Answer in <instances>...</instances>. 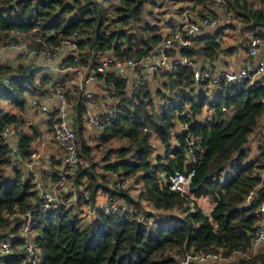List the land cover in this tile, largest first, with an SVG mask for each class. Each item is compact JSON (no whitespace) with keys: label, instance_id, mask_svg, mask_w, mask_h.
I'll return each mask as SVG.
<instances>
[{"label":"trees","instance_id":"1","mask_svg":"<svg viewBox=\"0 0 264 264\" xmlns=\"http://www.w3.org/2000/svg\"><path fill=\"white\" fill-rule=\"evenodd\" d=\"M157 1L161 0H0V44L25 42L31 50H49L76 33L78 65L86 73L95 71L102 57L111 53L119 59L151 57L164 40L165 29L171 27L163 21V13L146 12V7ZM179 1L186 4L189 0ZM195 2L206 10L212 0ZM226 3L234 24L226 32L222 27L220 33L233 43L229 46L226 40L216 42L212 36L204 37L197 47L180 50L181 56L194 62L215 60L224 51L242 48L245 52L249 37L264 38V2ZM182 9H176L180 11L178 16ZM16 32L19 40L13 35ZM18 58L22 62L14 69L0 66V103L15 111L0 106V130L4 125L24 127L27 97L42 100L53 94L56 84L64 88L70 76L67 69L75 66L72 56L66 54L58 62L63 73L56 77V73L37 64V56L29 60L27 53L19 52ZM151 77L157 83L154 90L149 88L148 78L134 89L136 80L124 81L112 73L96 75L95 80L114 100L110 109L98 114V140L101 144H118L107 149L100 162L94 158L99 146L92 148L84 136L81 93L77 87H65L77 157L82 162L69 183L75 191L83 185L87 201L78 195L72 202L63 194L50 209H39L34 182L38 180L34 174L37 164L33 173L12 166L0 139V244L10 242L7 253L0 252V264H19L24 257L25 238L19 234L24 218H2L5 212L15 211L31 212L39 264H177L187 252H219L228 257L236 251H250L256 207L264 202V138L259 139V156L254 161H248L246 145L264 117L263 88L248 87L246 82L222 83L211 98L191 85L185 66L175 71L173 90L169 88L171 75ZM4 79H8V86H4ZM203 109L208 111L207 116L203 117ZM182 111L187 116L180 115ZM49 116L50 120L43 123L50 134L55 111ZM15 139L16 155L24 163L32 152L36 153L37 131L29 126L28 134ZM191 139H197L202 150L195 153L194 165L186 162ZM153 141L160 152H155ZM37 162L43 164L40 158ZM48 164V168L57 170L61 159L51 157ZM191 170L190 196L195 200L206 198L213 206L208 214L194 200L168 189L171 176ZM46 171L44 181H40L44 188L48 185ZM116 178L127 183L126 187L117 188ZM135 187L136 194L131 196L129 189ZM254 188L253 200L245 206L244 199ZM99 194L108 202H121V210L117 214L99 210L89 216L85 210L96 206ZM232 264H264V247Z\"/></svg>","mask_w":264,"mask_h":264},{"label":"built area","instance_id":"2","mask_svg":"<svg viewBox=\"0 0 264 264\" xmlns=\"http://www.w3.org/2000/svg\"><path fill=\"white\" fill-rule=\"evenodd\" d=\"M256 4H261L264 0H249ZM215 15V16H214ZM178 21L171 27L165 29L167 34L164 37L158 51L151 57L142 59H119L114 54H108L100 60L95 71L86 73L84 68L78 65V44L76 33L49 50H31L25 42H9L6 45L0 44V51L14 50L17 52L27 53L28 56H37L42 68L48 72L58 73L59 67L57 62L66 54L73 58L75 66L68 68L70 76L65 84L66 88L77 87L81 93L85 109L82 114V122L86 128L97 129L100 127L101 118L95 111L96 98L88 90L91 84L95 82L96 75L104 76L106 73H112L124 81L136 80L134 89L139 84L144 83L145 79L152 75H171L173 79L175 71L180 66H185L190 71V83L196 89L218 88L222 83L240 84L247 83L248 87L263 88V97L261 99L262 112L264 113V38L249 37L246 40V51L241 66L236 71H230L226 67H199L192 59L181 56L179 51L191 47H197L200 39L204 37H214L216 42L226 40L230 41L227 36L220 33L222 27H226L223 32L229 31L230 26L234 24L232 14L228 10L226 0H212L203 10L201 4H196L195 0H189L182 9ZM17 40L21 37L18 32L13 34ZM167 65V67H165ZM63 71V70H60ZM229 77H232L229 79ZM4 86H8V79L3 80ZM65 87L56 84L53 90L55 105L50 109L46 103L35 96L27 97L28 107L38 111L43 115L44 122L50 120V113L55 111L56 117L50 127V137L55 144L61 149V165L57 170L47 168L48 185L42 187L39 180H34L38 190L39 204L38 208L43 210L50 209L54 204L60 201L61 195L69 196L72 202H76L78 195L88 200L85 187L80 185L78 191H75L69 183V177L82 162L77 157L75 133L72 129L71 107L67 100ZM180 115L187 116L185 111ZM25 133L24 127L14 125H4L0 130V139L10 155V162L16 168L24 167L28 172L33 173L37 164V154L32 152L29 159L21 163L20 158L16 155L17 146L10 142V138H19ZM262 141V140H261ZM196 152L201 153L197 139H191L187 148L186 162L194 165L197 161ZM56 176V180L51 178ZM193 170L185 173H177L168 180V189L180 194L181 197L190 196L191 178ZM264 178V171L261 173ZM116 186L119 189L124 188L118 178L115 179ZM257 188V187H256ZM256 188L252 189L246 195L243 204L249 206L255 195ZM213 207V206H212ZM104 214H117L120 210V204L116 201L106 203L104 206L87 207V214L93 215L97 211ZM212 208L209 210V212ZM208 212V213H209ZM30 211L5 212L2 218L7 221H13L16 218H24V222L19 229V234L25 238L22 246L24 257L19 264H39L41 256L32 240L30 226ZM257 220L253 226V236L250 251H236L230 256L224 257L221 253L213 252H187L178 261L177 264H232L239 258H249L264 247V202H260L256 207ZM10 242L0 244L1 254L7 253Z\"/></svg>","mask_w":264,"mask_h":264},{"label":"rangeland","instance_id":"3","mask_svg":"<svg viewBox=\"0 0 264 264\" xmlns=\"http://www.w3.org/2000/svg\"><path fill=\"white\" fill-rule=\"evenodd\" d=\"M185 6V3L183 2L181 4V2L179 0H161V1H157L155 4L146 7V12H150L151 14L155 15L158 12H161L164 14V19L163 21L165 23H167L168 25H174L178 19L180 18L178 16L179 12H177V8H183ZM155 13V14H154ZM166 25V24H163ZM234 36L236 37L237 40H241L239 39L240 37L238 36V34L236 33V30H234ZM238 49V50H237ZM235 51H237V53H241L243 51L242 48H236L234 49ZM233 50V51H234ZM3 51H0V66H4V67H9V66H13L10 68H16L18 65H13V63L11 64L10 59H14L17 60V62H22L21 59L18 58V56H15L14 54H7ZM239 51V52H238ZM236 52H234L232 55L237 54ZM27 64V63H24ZM57 75H60L59 73H56V77H58ZM58 79V78H57ZM103 86L100 85L99 82H97L95 80V82H93V84L90 85V87L88 88L89 91H91L95 98H96V104L98 106L97 112L99 115H102L105 113V111L107 109H110L111 106L114 104L113 103V99L111 97L108 96V94L103 90L102 88ZM150 89L152 88L153 90L156 88L155 86L151 85L150 83ZM209 97V96H207ZM156 101V100H155ZM0 106L7 110V111H11V112H15L14 110H12L11 107L7 106V104H5L4 102L0 103ZM208 111L206 109H203L202 111V115L207 116ZM23 118L25 119V123L23 124L24 128H25V133L28 134L29 133V122L31 121H38V122H43V115H41L38 111L28 107V109L26 110ZM263 119L259 122L258 127L255 129L254 133L249 137V142L246 145V149L248 151V161H254L258 158L259 156V150H258V142L260 137L264 138L263 135ZM40 131V130H38ZM177 131H179L177 129ZM101 135V127L97 128V129H89V128H85L84 129V136L87 138V142L88 145L92 146V148H95L96 146H99V149L95 150L94 152V158L96 161L100 162V157L102 156V154L110 148H114L116 147L118 144L116 142H110L108 144H101V142L98 140V137ZM153 145L155 146V152H160V147L158 145L157 142L153 141ZM46 147L49 148H54L55 146L54 144L51 142V140L46 141L44 146H40L39 143H36L34 146V149L36 150V154L37 157L40 158V156H42L44 154V149ZM57 151V149H55ZM46 168L43 167V165H41V163L37 162V167H36V174H37V178L39 181H44V170ZM97 172L101 173V169L97 168L96 169ZM229 171V170H227ZM227 171H225V175L227 173ZM224 175V176H225ZM110 178V176H109ZM131 181H129L130 184ZM112 180H109V182L107 183V186H111ZM127 183H125V187H126ZM136 188V189H135ZM134 189H129V194L131 196H135L136 194V190L137 187H135ZM101 197L100 199H97L96 201V206H104L106 205V203H108V201L106 200L107 198H105L106 196L104 195H100ZM195 204L206 214H208L209 210L212 208V204L209 203V201L206 198H200V199H194ZM121 203V202H119ZM144 210L147 211L149 210V208H145ZM87 212V210H85V213ZM174 213V212H173ZM154 215L157 216V212H154ZM87 219V218H86ZM86 219L84 218V222H86ZM238 260V259H237Z\"/></svg>","mask_w":264,"mask_h":264},{"label":"crops","instance_id":"4","mask_svg":"<svg viewBox=\"0 0 264 264\" xmlns=\"http://www.w3.org/2000/svg\"><path fill=\"white\" fill-rule=\"evenodd\" d=\"M228 43L230 46L233 43V39H230V41ZM4 52L7 54H14L15 56H18V53H19V52L14 51V50H5ZM234 52L237 53V51H235V50L234 51H224V52H221L219 54V56L217 57V59H215V60L209 61V60H202V59L200 60L199 59V60H196L195 63L199 67H221L222 66V67H226L230 71H236L241 66L245 53H244V51H242L241 53H237L235 56V55H232ZM28 58L30 60L32 57L28 56ZM9 62H11V64L13 63V65H19L20 64V62H17V60H14L13 58L10 59ZM58 62H57V65L59 66ZM38 63H39V61L37 60V64ZM9 67H13V66H9ZM58 73H63V71L59 70ZM148 79H149V83H151V85L157 87V83L155 82V80L152 79V77L151 78L148 77ZM200 91L204 92L206 94V96H209V97L211 96V98H212L213 96H215V93H217V88H207V89H202ZM42 101L44 103H46V105L50 109H52L55 105V98L52 94L46 96V98H43ZM97 109H98V106L96 104V106H95L96 112H97ZM29 126L32 128V130L37 131V136H38V142L37 143H39L40 146H44L45 142L50 140V134L48 133L47 128L43 122L41 123L38 121H35V122L30 121ZM263 126H264V117H263ZM38 130H40V131H38ZM263 135H264V127H263ZM10 142L15 144L16 139L12 136L10 138ZM54 146H55V149H57V151L52 147L49 148V147L45 146V149L43 150L44 154L42 156H40L41 162H43L42 165L46 169L48 168V165H49L48 161L50 160L51 157H53L54 159H57V160L61 159L62 154L60 152V149H58L56 147V145H54ZM34 174L37 178V174H36L35 170H34ZM100 195H103V194H100ZM100 198L101 197L98 195L97 199H100Z\"/></svg>","mask_w":264,"mask_h":264},{"label":"water","instance_id":"5","mask_svg":"<svg viewBox=\"0 0 264 264\" xmlns=\"http://www.w3.org/2000/svg\"><path fill=\"white\" fill-rule=\"evenodd\" d=\"M174 85H175V83H174V79H170L169 80V88H170V90H173L174 89ZM162 181H165V179L164 178H162Z\"/></svg>","mask_w":264,"mask_h":264},{"label":"clouds","instance_id":"6","mask_svg":"<svg viewBox=\"0 0 264 264\" xmlns=\"http://www.w3.org/2000/svg\"><path fill=\"white\" fill-rule=\"evenodd\" d=\"M165 67H167V65H165ZM232 77H229V79H231Z\"/></svg>","mask_w":264,"mask_h":264}]
</instances>
